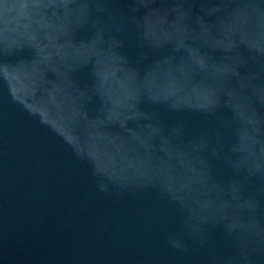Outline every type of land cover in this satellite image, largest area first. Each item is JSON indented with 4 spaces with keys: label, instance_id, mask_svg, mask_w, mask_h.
Segmentation results:
<instances>
[{
    "label": "water",
    "instance_id": "95a60500",
    "mask_svg": "<svg viewBox=\"0 0 264 264\" xmlns=\"http://www.w3.org/2000/svg\"><path fill=\"white\" fill-rule=\"evenodd\" d=\"M0 264H264V0H0Z\"/></svg>",
    "mask_w": 264,
    "mask_h": 264
}]
</instances>
